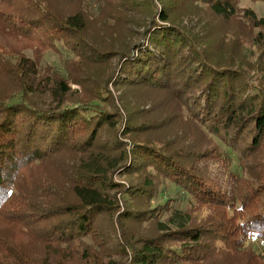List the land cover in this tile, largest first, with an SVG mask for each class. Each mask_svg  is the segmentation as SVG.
Wrapping results in <instances>:
<instances>
[{"label":"trees","instance_id":"obj_1","mask_svg":"<svg viewBox=\"0 0 264 264\" xmlns=\"http://www.w3.org/2000/svg\"><path fill=\"white\" fill-rule=\"evenodd\" d=\"M61 1L0 0V264H245L243 260L260 264V255L248 252L244 244L253 236L264 242V173L256 183L232 173L238 183L229 196L223 186L209 181L188 162L197 152L171 139L160 144L147 135L140 140L160 125H148V113H137L127 117L125 134L139 137L134 153L142 158L137 168L141 177L129 188L117 183L113 175L126 163L127 150L118 155L93 146L99 126H117V120L98 106L62 107L70 91L68 83L62 77H43L33 60L19 55L16 43L27 40L42 49H57V40L66 39L67 49L80 55L85 45L89 56L100 63L110 58L118 43L133 36L136 31L131 24L141 25L136 16L151 17L150 24L147 18L140 23L145 26L143 38L156 53L146 49L131 61L138 71L130 82L163 93L168 90L174 100H180V107L186 105L182 102L186 94L194 104L188 124L202 132L206 129L212 139L235 151L243 171L248 160L260 164L256 160L264 153V80L262 86L251 83L252 78L247 80L236 68L235 63L241 65L246 57L240 32L228 64L215 55L218 45L210 36L198 39L204 30H211L200 14L208 12L209 19L221 17L230 23L244 24L246 18L254 28H264V19L250 8L240 11V0H161L160 9L155 0H69L77 5L67 15L57 5ZM132 12L135 16L127 19ZM185 18L195 21L198 28L184 25ZM92 26L111 34L110 49L98 52L97 43L88 42ZM185 50L191 52V66ZM121 52V56L131 54ZM237 81L240 85H235ZM14 93L21 94L22 100L6 103ZM44 96L58 104L38 106L34 99ZM94 122L91 133L82 139ZM241 137L247 142L240 141ZM68 150L82 155L65 169L51 166L52 156ZM45 166L52 169L45 173ZM163 180L174 183L179 198H192L198 207L209 206L215 212L202 223H194L189 215L172 227L168 222L182 215L173 210L174 199L152 205ZM118 193L128 199L123 212ZM171 211L172 217L162 221L163 214ZM144 222H152L156 233L140 235L138 225ZM111 249H116L120 259L111 258L112 254L103 258ZM236 256L242 260L232 262Z\"/></svg>","mask_w":264,"mask_h":264},{"label":"rangeland","instance_id":"obj_2","mask_svg":"<svg viewBox=\"0 0 264 264\" xmlns=\"http://www.w3.org/2000/svg\"><path fill=\"white\" fill-rule=\"evenodd\" d=\"M155 3L158 5L159 9L161 8V5H163L161 0H155ZM57 5H59V8L63 11L64 15H67L75 10L74 5L77 4L71 3L69 0H63L60 3H57ZM239 7L240 11H243L242 9L250 8L256 12L258 18L264 19V1L240 0ZM239 15L243 17L240 12ZM133 16L135 15L132 12L129 14L127 19ZM145 16L136 17L138 19L141 18V21H143L144 18H147V16ZM200 17L207 19L209 25H211V30H208V32L204 30L203 34L198 35V39L205 41L210 36L209 40L218 45L215 55L219 57L218 59L223 64L231 63L228 60L230 57L229 52L230 50L234 51L233 48L236 45L235 35L239 32L241 33L240 37L245 40L243 44L246 48V57L242 60L241 65L235 63L236 68L241 69L244 72L247 80L248 77L252 78L250 81L251 83L259 85L261 80H264V65L262 64V59L264 58V28H254L252 22L246 18H243L244 25L239 23L238 20H236L238 23H230L221 17L209 19L210 14L208 12L201 13ZM196 18H199V15H196ZM146 21L150 24L152 21L151 17H148ZM140 22L139 24L142 25L143 23ZM194 22L189 18H185L183 24L189 28L190 26L198 28L194 25ZM165 24L167 25L168 23L166 22ZM131 25L134 31H136L133 36L129 35L126 42L118 43L116 46V52V47L112 48L114 50L110 58L100 63L97 62L98 60L95 61L93 57L89 56L90 50L85 47V45H83L80 55L67 49V47L64 46L67 44L66 39L57 40V49L56 46L54 49H42L37 45H30L27 40H19L16 44L20 50L19 55L33 60L38 66L43 77H50V80L54 77H62L64 81L68 83L70 91L65 97L64 103L61 105L62 107H74L80 105L92 107L98 106L102 110L112 114L113 118L117 120V123H119L117 126H113V124V127L109 124H102L99 126V130L95 138V144L93 145L102 152H112V154L118 155H120L122 150H127L128 159L126 163L123 164V167L121 166L118 169V167L123 163L121 162L116 168L118 170L113 175V178L117 183L129 188L133 185V183L137 182V179H135L136 177H141V173L137 168L142 163V158L134 153L139 137L125 134V128L126 125H128L127 117L137 113H148L146 114L147 117H145L148 125L155 127L160 125L159 128L145 133L144 136H140V140L141 137L146 139L147 135H150L149 140H152L153 142H156L157 140L160 144L163 141L171 139L178 141L179 147H184L192 150V152H197L196 155L188 158V162L194 163L196 168L209 178V181L210 179L214 180L219 185L223 186L224 189L227 190L229 196H232L238 183L237 179L232 176V173L234 176L241 174L242 177L246 178V180L256 183L257 179L260 177L259 175L264 173V153L256 160L260 161V164H254L251 160H248L245 164L246 167L244 166V170L241 171L238 157L236 156L238 154H236L235 151H231V149H229L227 145L222 143L219 139L215 137L212 139L210 135L207 134L206 129L202 132L200 129L197 130L194 126L188 124L191 119L190 114L194 108V104L193 101L186 98V94H184L182 102H184L187 106L184 105L183 107H180V100H174L168 90H165V93H163V91L159 92L157 90H153V87L145 88L141 84H136L132 81L130 82V77H135L138 71L136 65H131V61L137 59L142 52L146 51V49L156 53V49L152 46H148L147 40H145L142 36L145 26L137 24ZM131 25L129 24V27H131ZM239 25L242 30L241 28L238 30ZM198 30L202 31L203 28ZM260 32L262 33L260 39H256ZM111 37V34L107 36V32L95 31V27L92 26L87 40L89 43L94 40V42L97 43L99 52L103 49H110L107 48V42H109ZM224 40H227L225 41L227 42L226 44L223 43ZM103 41H106V43ZM222 44L227 46L226 50H220V46ZM127 50H129L131 54H129V56H121V51L125 52ZM234 54L235 51L233 52V55ZM83 55L86 57L89 56V58L85 59L86 57H83ZM184 56L189 59L187 62L188 66L194 64L192 59H190L192 55L189 50H185ZM14 57L16 60V56ZM251 64L253 67H251ZM182 79L186 78L182 77ZM134 81L137 82L138 80L135 79ZM250 82L249 88L253 89L254 86ZM236 84L240 85V81L235 82V85ZM1 86L4 88L8 87L5 83H2ZM180 86L184 88L182 84H180ZM260 86H262V83ZM14 94L15 96H13V100H9V97H7L5 102L10 104L22 100L21 94ZM191 94H193V91L190 92L189 96ZM198 95L199 92H197V96ZM40 98L34 99L35 101H38V106H46L48 108L50 103L52 104L51 106H56L58 104L50 97L44 96L42 97L43 99ZM42 102L45 103V105H40ZM176 104H178L179 107H177ZM94 124L95 122L93 125H89L88 128L86 127L87 129H85L82 139L88 137L91 130L94 128ZM175 136H177V138H174ZM194 140L198 142V148H196ZM119 141L122 142L123 145H119ZM240 141L243 143L247 142H245L242 137L240 138ZM233 142L236 143V140ZM107 149L110 151H107ZM199 151L202 152L203 156L202 154H199ZM221 152H223V158ZM81 155V152L77 150H68L60 156L58 154L52 156L49 163L52 164L51 166L54 165V167L58 169H65V165L67 163H71L74 159H76V157ZM150 168V170L155 174L156 171L153 170L152 167ZM43 169L45 170V173H48L52 168L45 166ZM132 169H134L132 174H128L127 171H132ZM33 178L35 179V175H33ZM117 198L120 204V212H123L126 208L127 201H125V199L127 198L120 193H118ZM168 199H174L172 202L173 210H177L178 212L180 211L182 214L181 216L173 218L168 222V224L172 227H176L183 221H186L189 218V215L192 217L194 223H202L206 219H209L210 214L215 212V210L211 209L209 206L201 208L198 207L197 202L193 201L192 198H179L177 194V187L174 183L170 180H163L158 187L156 196L152 200V205L156 206L161 203L164 204L168 201ZM174 211L164 213L161 220L168 221L172 217L171 215ZM115 215H118V213ZM106 229L109 231L111 228L106 227ZM155 231L156 227L152 222H144L138 225V232L140 235L143 233L145 235H150L152 233H156ZM113 237L115 239V243H117L116 236ZM87 242L91 243L89 239H87ZM244 246L248 252L259 254L261 258L260 264H264V242L260 238H257L256 236L249 237L247 238ZM115 252L116 249H111L105 254V256L103 254L102 256L105 260H107L111 256L110 254H112L111 258L120 259V256L115 254ZM241 260L242 259L236 256L232 262H239ZM242 262L247 264V260H243ZM253 264L258 263L253 261Z\"/></svg>","mask_w":264,"mask_h":264}]
</instances>
